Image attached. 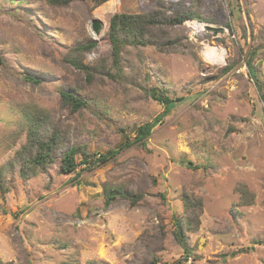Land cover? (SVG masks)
<instances>
[{
    "label": "rangeland",
    "instance_id": "374dc122",
    "mask_svg": "<svg viewBox=\"0 0 264 264\" xmlns=\"http://www.w3.org/2000/svg\"><path fill=\"white\" fill-rule=\"evenodd\" d=\"M98 2L0 0V173L9 187L0 193V264H264V0H121L101 18ZM178 8L228 34L194 40L184 23L151 27L164 49L126 46L122 78L108 76L112 15L171 18ZM93 20L103 24L96 36ZM89 42L76 55L96 66L87 81L64 58ZM209 46L223 62L204 58ZM254 50L256 84L246 65ZM63 88L86 107L64 105ZM151 89L177 100L156 124L165 106ZM27 112L47 134L58 130L61 146L53 164L23 179L7 168L26 143ZM145 124L151 134L125 147ZM70 147L78 165L63 175ZM108 190L140 199L116 195L106 206ZM184 196L200 204L191 227L180 226L187 252L176 236Z\"/></svg>",
    "mask_w": 264,
    "mask_h": 264
},
{
    "label": "trees",
    "instance_id": "16d2710c",
    "mask_svg": "<svg viewBox=\"0 0 264 264\" xmlns=\"http://www.w3.org/2000/svg\"><path fill=\"white\" fill-rule=\"evenodd\" d=\"M71 0H47V3L53 6H65ZM107 0H99L98 5L106 2ZM164 17V16H163ZM161 13L154 12L152 14L146 15H131L124 13H116L112 15L109 20L106 38L111 46V57H112V67L116 69L115 75H109L113 78H122L120 76L121 66H120V55L121 51L126 46L133 47H146V46H160L159 49H164L163 45L158 44L154 41V38H150V28L157 25H180L184 21L189 19H194L196 16L190 12H183L181 8L175 10V15L171 18H163ZM197 19V18H196ZM95 46V42H89L85 45H78L73 48V53L68 57L64 58V61L70 63L75 69L83 72L87 78V81L92 79L96 71L95 67H89L82 63L81 58L76 55H80L83 51H89ZM256 50H254L246 60V65L248 72L254 84L257 82L256 72L252 67V62L255 56ZM76 56V57H75ZM28 80L35 83L38 82L35 78H28ZM259 87V86H258ZM151 98L161 104H164L165 109L154 120L153 124L160 121L163 116H166L172 109L175 108L176 99L172 100L163 94H158V91L151 89ZM60 95L63 99L64 105L70 106L72 111H77L85 108L87 102L75 93H71L64 88L60 90ZM264 103V96H261ZM27 122V132H26V143L19 149L11 168H7L8 171L12 170L15 165L19 168V175L23 179H28L37 175L46 169L47 166L53 164L54 157L53 153L57 147L61 146V142L58 138L59 131L55 129H50L49 134H47V129L45 128V123L38 114L35 113H25ZM153 124H145L138 127L136 130V136L132 142H127L125 147L131 145L132 143H140L146 139L152 131ZM46 129V130H45ZM79 149L75 147H70L66 152H64L59 159V173L60 174H70L75 172L77 163L75 156L79 153ZM116 152H111V156ZM83 155L84 161H86L85 154ZM101 161L106 159V156L101 157ZM9 187L2 174L0 173V193L7 192ZM245 192H241V197ZM116 195L124 196L119 190H108L105 193V205L108 206ZM131 204H135L140 199V195L126 197ZM195 208H200L199 202H191L188 197H183V209L184 214L182 222H178L177 226L191 227V222L195 218ZM194 209V210H193ZM188 210H191V215H185ZM194 211V212H193ZM192 226L196 227V223ZM178 242L185 252L188 251V247L184 245L187 241V236L182 232V229L178 230L176 233Z\"/></svg>",
    "mask_w": 264,
    "mask_h": 264
},
{
    "label": "built area",
    "instance_id": "2783aa9c",
    "mask_svg": "<svg viewBox=\"0 0 264 264\" xmlns=\"http://www.w3.org/2000/svg\"><path fill=\"white\" fill-rule=\"evenodd\" d=\"M109 0L106 1L105 4H107ZM112 2V4L110 5V9H114L116 7L117 4H120L121 0H110ZM184 25L186 26L187 30L189 31V36L191 39L196 40L197 36L199 34H201L202 32H205V30L210 31L212 34L216 33L215 36H213L214 38H216L218 36V33H225L228 34V30L226 28L224 29H220L219 32L217 33L218 29L210 26V25H206L204 23L198 22L196 20L193 19H189L183 22ZM218 49L217 47H205L202 55L204 56V58L207 60V56L206 54L211 50V49Z\"/></svg>",
    "mask_w": 264,
    "mask_h": 264
},
{
    "label": "bare ground",
    "instance_id": "6f19581e",
    "mask_svg": "<svg viewBox=\"0 0 264 264\" xmlns=\"http://www.w3.org/2000/svg\"><path fill=\"white\" fill-rule=\"evenodd\" d=\"M112 4V2L109 0L106 4V7H102L97 11V15L100 16V18L103 16L104 13H107L108 10H110V5ZM108 6V7H107ZM106 15V14H105ZM91 35H93L91 33ZM224 51L221 49H211L207 54V60H209V62L211 63H215V62H223L224 61Z\"/></svg>",
    "mask_w": 264,
    "mask_h": 264
},
{
    "label": "water",
    "instance_id": "95a60500",
    "mask_svg": "<svg viewBox=\"0 0 264 264\" xmlns=\"http://www.w3.org/2000/svg\"><path fill=\"white\" fill-rule=\"evenodd\" d=\"M102 28H103V24L101 23V21L93 20L91 22V30L95 36L99 34Z\"/></svg>",
    "mask_w": 264,
    "mask_h": 264
}]
</instances>
